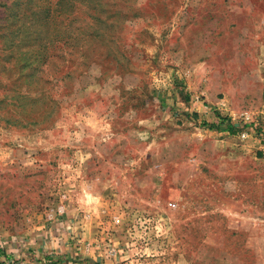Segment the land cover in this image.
I'll list each match as a JSON object with an SVG mask.
<instances>
[{"label":"rangeland","instance_id":"374dc122","mask_svg":"<svg viewBox=\"0 0 264 264\" xmlns=\"http://www.w3.org/2000/svg\"><path fill=\"white\" fill-rule=\"evenodd\" d=\"M0 264H264V0H0Z\"/></svg>","mask_w":264,"mask_h":264},{"label":"built area","instance_id":"2783aa9c","mask_svg":"<svg viewBox=\"0 0 264 264\" xmlns=\"http://www.w3.org/2000/svg\"><path fill=\"white\" fill-rule=\"evenodd\" d=\"M240 117H241V119H242L243 121H245V122H248V121L250 120V116H249L248 113H242V114L240 115Z\"/></svg>","mask_w":264,"mask_h":264},{"label":"trees","instance_id":"16d2710c","mask_svg":"<svg viewBox=\"0 0 264 264\" xmlns=\"http://www.w3.org/2000/svg\"><path fill=\"white\" fill-rule=\"evenodd\" d=\"M227 129H228V131H232L233 128L231 126H227ZM230 133H233V132H230Z\"/></svg>","mask_w":264,"mask_h":264}]
</instances>
